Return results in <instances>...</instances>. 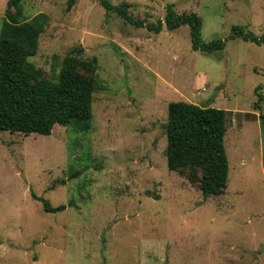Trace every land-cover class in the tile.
Returning <instances> with one entry per match:
<instances>
[{
	"label": "rangeland",
	"instance_id": "rangeland-1",
	"mask_svg": "<svg viewBox=\"0 0 264 264\" xmlns=\"http://www.w3.org/2000/svg\"><path fill=\"white\" fill-rule=\"evenodd\" d=\"M67 1L10 10L40 16L30 60L42 77L55 79L67 55L96 58L91 128L0 130V264H264V42L229 39L235 25L264 33V0H110L146 23L169 3L196 12L205 40L226 41L211 53L192 48L187 25L154 32L100 0ZM178 100L227 110L222 194L204 198L197 167L168 168V104ZM33 193L66 207L47 211Z\"/></svg>",
	"mask_w": 264,
	"mask_h": 264
},
{
	"label": "trees",
	"instance_id": "trees-1",
	"mask_svg": "<svg viewBox=\"0 0 264 264\" xmlns=\"http://www.w3.org/2000/svg\"><path fill=\"white\" fill-rule=\"evenodd\" d=\"M76 0L67 1L70 10ZM107 12H115L128 23L146 26L160 32L163 28L176 29L187 25L193 49L207 53L224 49L221 38L205 40L202 36V19L196 12L177 13L169 3L164 18L156 22L136 19L125 5L100 0ZM8 10L0 32V130L24 134H51L55 124L88 131L93 119V94L96 90L97 60L76 61L74 56L64 58V67L55 79L42 77L40 69L30 60L39 47L43 30L40 16L32 20L20 19L12 6L19 8L18 0H8ZM241 37L257 44L264 42V33L258 35L235 25L229 39ZM86 73H82L78 66ZM257 86L256 89H258ZM263 100L258 93L256 108ZM227 110L200 105L184 100L170 101L166 122L167 165L170 170H184L192 166L204 198L224 193L229 180V159L225 147ZM264 126V113L260 114ZM264 165V156H263ZM47 211H59L65 204L52 205L35 193Z\"/></svg>",
	"mask_w": 264,
	"mask_h": 264
}]
</instances>
